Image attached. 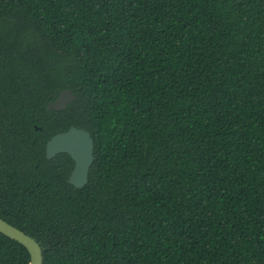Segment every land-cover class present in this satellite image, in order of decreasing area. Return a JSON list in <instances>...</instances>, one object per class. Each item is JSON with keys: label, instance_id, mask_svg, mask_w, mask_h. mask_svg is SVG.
<instances>
[{"label": "trees", "instance_id": "1", "mask_svg": "<svg viewBox=\"0 0 264 264\" xmlns=\"http://www.w3.org/2000/svg\"><path fill=\"white\" fill-rule=\"evenodd\" d=\"M0 217L43 264H264V0H0Z\"/></svg>", "mask_w": 264, "mask_h": 264}, {"label": "water", "instance_id": "2", "mask_svg": "<svg viewBox=\"0 0 264 264\" xmlns=\"http://www.w3.org/2000/svg\"><path fill=\"white\" fill-rule=\"evenodd\" d=\"M75 98L70 89L64 90L55 101L47 105V109L64 110ZM46 151L49 159L59 153H68L75 162L69 183L77 188H82L88 183L90 168L94 161V140L89 131L71 126L67 131L54 135L47 142ZM0 232L27 248L30 254L29 264H43V249L35 238L1 217Z\"/></svg>", "mask_w": 264, "mask_h": 264}]
</instances>
